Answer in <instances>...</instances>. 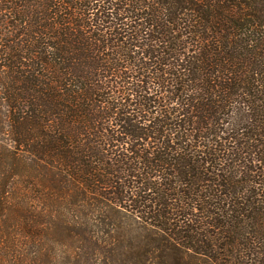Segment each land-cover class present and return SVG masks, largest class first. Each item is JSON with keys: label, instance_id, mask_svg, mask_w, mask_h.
Listing matches in <instances>:
<instances>
[{"label": "trees", "instance_id": "obj_1", "mask_svg": "<svg viewBox=\"0 0 264 264\" xmlns=\"http://www.w3.org/2000/svg\"><path fill=\"white\" fill-rule=\"evenodd\" d=\"M0 264H264V0H0Z\"/></svg>", "mask_w": 264, "mask_h": 264}]
</instances>
